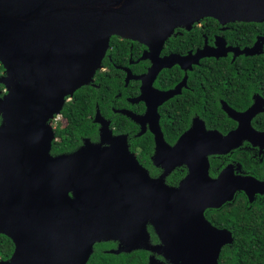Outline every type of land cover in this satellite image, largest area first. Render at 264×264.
<instances>
[{
	"label": "water",
	"instance_id": "1",
	"mask_svg": "<svg viewBox=\"0 0 264 264\" xmlns=\"http://www.w3.org/2000/svg\"><path fill=\"white\" fill-rule=\"evenodd\" d=\"M205 17L222 25L264 22V0H0V62L5 68L0 83L8 88L0 97V233L15 245L0 264H25L28 231L40 233L35 245L42 264H64L59 245L65 242H57L56 230L69 232L68 237L72 232L73 261L86 264L96 240L132 227L141 213L137 184L149 179L137 176L146 170L126 139L110 134L104 124L102 143L108 147L87 139L76 152L53 156L52 121L67 97L93 81L114 35L151 47L150 56L159 62L151 71L153 80L162 66L176 61L197 62L228 51L235 56L264 52V36L244 49L228 46L220 36L217 47L206 46L196 59L160 57L176 27L191 29ZM224 108L240 120L227 135L208 131L197 120L174 146H167L161 133L158 137V155L173 166L187 162L190 171L179 187L158 188L161 195L153 203L159 228L173 231L178 264H220L222 249L234 236L213 225L206 210L233 201L237 190L245 191L250 202L264 192V181L235 176L231 167L217 178L209 174V154H225L244 139L264 136L251 126L253 109L237 113ZM97 197L103 201L95 202Z\"/></svg>",
	"mask_w": 264,
	"mask_h": 264
},
{
	"label": "flooded vegetation",
	"instance_id": "2",
	"mask_svg": "<svg viewBox=\"0 0 264 264\" xmlns=\"http://www.w3.org/2000/svg\"><path fill=\"white\" fill-rule=\"evenodd\" d=\"M209 18L212 17L200 19L193 24L191 29L176 27L172 35L166 40L160 57L163 58L175 54L179 55L180 57L178 58L181 59L191 56L193 59H196L194 55L199 50L206 46L211 49L217 47V41L220 36L225 38L228 46L239 47L240 49L252 47L257 38L261 36L258 35L251 45L242 46L230 43L222 33L229 29L228 24L230 23L222 25L215 19L217 23H212L213 27L211 28L208 27ZM191 33L196 34L194 35L196 40L189 42ZM112 37H116L119 40L118 43L128 45V52L122 55L120 53L119 57L116 54L115 56L112 55L109 51L112 50L114 45L111 46L110 41V47L103 59L101 68L96 72L93 81L85 86L100 89L104 76L110 75L113 76L119 87L112 94L106 108H103L96 101L94 110L88 115V118L92 121V134L81 136L80 142L71 150L53 151V144L60 140L57 135L59 122L54 121L53 129L55 135L52 142L51 154L59 156L74 153L85 145L87 139L93 144L102 143L104 124H107L110 134L124 137L130 151L135 155V159L146 170V173L139 171L137 176H146L149 179L137 184L141 191L139 194L141 213L130 229H116L112 233L108 232L105 238L96 240L86 264H178L174 261L173 257V231L159 228L154 213L156 207L153 203L157 200V195H161L158 188L179 187L190 171L187 162L173 166L169 161L170 159L168 160L167 157L158 155L159 134H162V138L167 146H174L185 133L193 128L195 121L201 120L206 130L212 132L218 131L223 135H227L239 127L240 120L230 116L224 105H227L237 113H244L253 109L254 115L251 118V126L257 132L264 133V85L263 83L260 85H256L257 83H252L251 85L245 84L246 87L242 88L243 92L239 88H236L237 91L232 94L233 97L242 96L244 93L247 94V102L242 106L229 103L219 93L206 94L209 99L218 100L220 109L229 120V125L226 129H222L217 123L214 124L211 119L202 113L194 111L190 117L188 127L172 138V136L167 135L165 132L163 126L164 116L167 113H169L170 117L172 116L170 113L175 111V107L172 104L179 100L186 90H195V87L190 83V74L205 65L206 59L213 58L217 61L221 58H230V63L234 64L238 58L244 59L245 57L259 56L262 53L257 55L241 53L235 56L234 51H228L224 56H204L199 58L197 62H194V60L191 63L176 61L172 65L162 66L157 77L153 80L151 71L154 67L159 66V62L155 60V63L150 56L151 47L139 40L127 39L117 35ZM173 40H179L180 45L169 49L168 46L170 44L173 45ZM184 43L188 45L185 47ZM0 66L2 67L0 70L1 77L5 74V68L1 62ZM175 75H181V77L176 80L177 77ZM171 91H176V93H169ZM7 92L8 88L0 83V97L4 98ZM73 98L74 95L67 97L66 103L72 101ZM2 121L3 117L0 113V125ZM244 122L246 123V120ZM144 141H148L149 148L143 145ZM108 146V142L102 143V147ZM208 158L210 162L209 174L212 178H217L224 169L231 167L235 176L254 177L260 181H264V136L260 138L255 136L254 138L252 137V140L244 139L240 145L234 147L228 153H212L208 155ZM70 196L75 198L73 191L70 192ZM262 197H264V192H257L254 201L250 202L245 191L237 190L233 201L223 204L220 208L224 205H231L237 198L246 199L250 204H253ZM94 201L101 202L103 200L97 197ZM220 208H208L206 210V217L208 218L213 212H208V210H219ZM208 219L210 220V218ZM210 221L213 225L217 226L212 220ZM118 227H123V223L119 224ZM56 233L58 234L57 242H65L64 246L59 245V249L63 248L64 250V264H76L73 261L75 248L72 244H76V239L72 236V232L70 231V237L67 236L69 232L65 235L62 231L56 230ZM39 236L40 233L37 231H28L26 236L27 245H25V264H42L41 254L38 251L37 245H35L39 241ZM62 257V255L59 256V258ZM58 264H62L61 260L58 261Z\"/></svg>",
	"mask_w": 264,
	"mask_h": 264
},
{
	"label": "trees",
	"instance_id": "3",
	"mask_svg": "<svg viewBox=\"0 0 264 264\" xmlns=\"http://www.w3.org/2000/svg\"><path fill=\"white\" fill-rule=\"evenodd\" d=\"M212 23L217 21L209 18L208 27L212 28ZM228 25L229 29L222 33L233 44L251 45L258 35L264 36V22H235ZM194 35L196 34L191 33L189 42L196 40ZM118 42L116 37H112L111 46L114 47L109 51L117 57L120 53L122 55L128 52V45ZM184 44L185 47L188 45ZM179 45V40H173V45L170 44L168 47L176 48ZM205 61V65L190 74V83L195 90H186L179 100L171 103L175 107V111L170 113L172 116L170 117L169 113L164 116L165 132L172 138L188 127L194 111L202 113L222 129L228 127L229 120L220 109L218 100L209 99L206 94L219 93L229 103L242 106L247 102V94L244 93L242 96L237 94L239 97H233L236 88L243 92L245 84L264 85V52L259 56L238 58L234 64L230 63V58H221L217 61L212 58ZM176 77L178 80L181 75ZM117 87L118 83L109 75L104 76L100 89L91 86L78 89L73 100L64 105L63 119L57 127L60 140L53 144V151L71 150L80 142L81 136L91 135L92 121L88 115L94 110L96 101L106 108ZM143 145L149 148L148 141H144ZM210 211L214 213L212 212L208 218L217 226L231 230L234 236V242L223 247L220 264H264V197L253 204L246 199L237 198L231 205H224L219 210H208ZM14 247L13 241L0 233V259L10 257Z\"/></svg>",
	"mask_w": 264,
	"mask_h": 264
},
{
	"label": "built area",
	"instance_id": "4",
	"mask_svg": "<svg viewBox=\"0 0 264 264\" xmlns=\"http://www.w3.org/2000/svg\"><path fill=\"white\" fill-rule=\"evenodd\" d=\"M62 114L60 113V114H57L55 117H54V119H53V121H52V124L54 123V121L55 122H60L61 120H62Z\"/></svg>",
	"mask_w": 264,
	"mask_h": 264
},
{
	"label": "bare ground",
	"instance_id": "5",
	"mask_svg": "<svg viewBox=\"0 0 264 264\" xmlns=\"http://www.w3.org/2000/svg\"><path fill=\"white\" fill-rule=\"evenodd\" d=\"M78 204H80V202H77Z\"/></svg>",
	"mask_w": 264,
	"mask_h": 264
}]
</instances>
